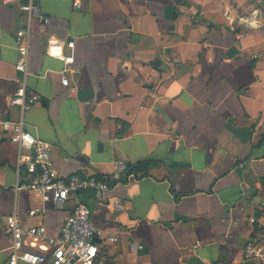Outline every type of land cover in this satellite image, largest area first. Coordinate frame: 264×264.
I'll list each match as a JSON object with an SVG mask.
<instances>
[{"label":"crops","instance_id":"0c3cea01","mask_svg":"<svg viewBox=\"0 0 264 264\" xmlns=\"http://www.w3.org/2000/svg\"><path fill=\"white\" fill-rule=\"evenodd\" d=\"M23 2L0 0V123L18 118L10 100ZM35 2L48 22L31 20L27 86L40 101L25 129L49 144L59 174L148 167L112 185L106 202L83 191L55 208L15 190L16 149L0 126V264L10 255L7 216L53 236L77 202L117 239H97L102 264H264L243 259L264 233L263 0ZM252 16L260 28L238 22ZM51 39L65 55L74 42L72 64L46 53Z\"/></svg>","mask_w":264,"mask_h":264},{"label":"built area","instance_id":"2783aa9c","mask_svg":"<svg viewBox=\"0 0 264 264\" xmlns=\"http://www.w3.org/2000/svg\"><path fill=\"white\" fill-rule=\"evenodd\" d=\"M72 7L80 8V0H73ZM20 11L25 17L21 26L15 31V49L17 60L14 64L20 75L18 87L10 100V105L18 108V118L0 123L3 133L16 149L14 162L16 184L15 190L27 189L36 193L43 204L50 203L55 208H63L69 198L83 191H92L98 202H106V194L112 185L127 180L132 174H127V165L123 161L114 164L110 175L91 174H59L50 158V146L45 141L34 137L25 129L24 116L36 103L39 95L28 88L30 58V26L33 18L48 20L40 15L35 0H24ZM255 11L251 14L253 15ZM241 22V19L238 20ZM233 22H230L232 24ZM262 23L258 22L256 28ZM69 54L63 52L64 43L55 39L48 41L46 53L65 65L73 63L74 42L65 44ZM23 173L27 181L20 180ZM119 199L113 200V205L119 209ZM43 213V209H33L29 217ZM5 233L10 237V255L8 264H102L99 261V245L97 239L108 243L117 241L116 237L106 234L94 226L89 209L77 202L72 211L64 218L57 235L49 236L45 228L35 226L24 228L19 217L13 213L4 220ZM37 249L39 253H33ZM244 261L264 263V233L255 231L243 250Z\"/></svg>","mask_w":264,"mask_h":264},{"label":"trees","instance_id":"16d2710c","mask_svg":"<svg viewBox=\"0 0 264 264\" xmlns=\"http://www.w3.org/2000/svg\"><path fill=\"white\" fill-rule=\"evenodd\" d=\"M147 163L146 162H139L137 164L134 165H128L127 168V174H134V175H138L139 173H143L147 170ZM125 180H122V182Z\"/></svg>","mask_w":264,"mask_h":264},{"label":"bare ground","instance_id":"6f19581e","mask_svg":"<svg viewBox=\"0 0 264 264\" xmlns=\"http://www.w3.org/2000/svg\"><path fill=\"white\" fill-rule=\"evenodd\" d=\"M241 23L251 29H254L257 27V20L254 16L250 17V18H243L241 20Z\"/></svg>","mask_w":264,"mask_h":264},{"label":"rangeland","instance_id":"374dc122","mask_svg":"<svg viewBox=\"0 0 264 264\" xmlns=\"http://www.w3.org/2000/svg\"><path fill=\"white\" fill-rule=\"evenodd\" d=\"M262 10H263V14H264V0H263V8H262ZM247 27V26H246ZM249 28V27H248ZM251 29V28H250Z\"/></svg>","mask_w":264,"mask_h":264}]
</instances>
